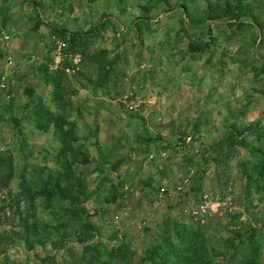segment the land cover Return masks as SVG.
Masks as SVG:
<instances>
[{
    "label": "rangeland",
    "instance_id": "374dc122",
    "mask_svg": "<svg viewBox=\"0 0 264 264\" xmlns=\"http://www.w3.org/2000/svg\"><path fill=\"white\" fill-rule=\"evenodd\" d=\"M225 1L245 16L206 21ZM254 20L264 0H0V264H264Z\"/></svg>",
    "mask_w": 264,
    "mask_h": 264
},
{
    "label": "trees",
    "instance_id": "16d2710c",
    "mask_svg": "<svg viewBox=\"0 0 264 264\" xmlns=\"http://www.w3.org/2000/svg\"><path fill=\"white\" fill-rule=\"evenodd\" d=\"M183 9H184V7H183ZM207 10H208V14H207V18L205 19L206 21H220V22L221 21H228V22L234 21V22H237L240 17L245 16V12L243 11L241 6L237 8V13H235V12H233L230 5L226 1L223 3L222 6L220 4H216L213 8H212L211 4H207ZM183 13L185 16H187L186 15L187 11H185V9L183 10ZM229 25L231 26L232 24L229 23ZM254 25L261 32L262 38L264 39V33H263L264 24L257 22V20H254ZM51 29H52L53 33L60 38H64L67 34L63 30H58L56 28H51ZM208 48H209V45L206 43H204V44L203 43H196L193 41H189V44L187 46L188 52H190L192 54L204 53ZM104 54H105V52L95 53L93 58H92L93 61H95V60L102 61L99 64V65H101L100 70L102 71V74L99 77L98 81L95 83L96 88L101 87L102 84L104 83V81L109 77V71L105 68V64H103ZM54 81H56V80H54ZM56 86H57V84H56ZM28 93L30 94L31 92L28 91ZM54 101L55 102L61 101V98L58 94V89H56L54 91ZM64 146H66V148H67L66 144ZM259 154H262L263 159L261 160V164H260L261 167H260V171L258 173V176L263 177L264 176V153L259 152ZM86 161H87L86 159H83V161L81 163H86ZM27 195H28V190L22 189V192L17 197L20 198V196L25 197ZM112 201H114V200L112 199ZM28 231H29V228L26 227V232H28ZM25 240H26V244H28L27 239H25ZM3 264H8V263H3Z\"/></svg>",
    "mask_w": 264,
    "mask_h": 264
},
{
    "label": "built area",
    "instance_id": "2783aa9c",
    "mask_svg": "<svg viewBox=\"0 0 264 264\" xmlns=\"http://www.w3.org/2000/svg\"><path fill=\"white\" fill-rule=\"evenodd\" d=\"M68 59H69L70 64L74 68H77L81 63V59L78 55H70V56H68ZM125 99H127V98L125 97ZM128 104H129L131 109H133V107H135L132 102H129Z\"/></svg>",
    "mask_w": 264,
    "mask_h": 264
}]
</instances>
